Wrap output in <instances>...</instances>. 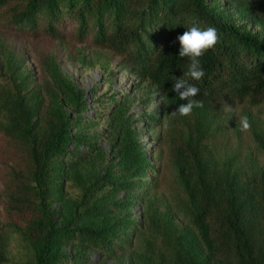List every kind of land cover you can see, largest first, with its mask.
Returning <instances> with one entry per match:
<instances>
[{"label": "rangeland", "instance_id": "obj_1", "mask_svg": "<svg viewBox=\"0 0 264 264\" xmlns=\"http://www.w3.org/2000/svg\"><path fill=\"white\" fill-rule=\"evenodd\" d=\"M220 7L242 30L259 29L236 7ZM163 95L125 55L0 26V139L20 166L0 157V214L13 240L43 243L48 218L59 231L49 235L51 264H200L206 249L167 158L163 121L169 107ZM19 101L30 109L35 139L63 121L70 136L66 151L49 159L51 178L42 195L33 187L31 142L9 127V109ZM222 108L204 103L191 115H203L214 156L235 179L244 202L254 253L264 259V200L254 208L249 203L255 184L264 186V149L257 139L264 136V100H246L233 107L235 113ZM243 116L251 124L247 132L237 125ZM99 178V188L109 179L113 185L85 198ZM16 194L21 201H13ZM71 226L105 229L104 245L79 231L70 236Z\"/></svg>", "mask_w": 264, "mask_h": 264}, {"label": "trees", "instance_id": "obj_2", "mask_svg": "<svg viewBox=\"0 0 264 264\" xmlns=\"http://www.w3.org/2000/svg\"><path fill=\"white\" fill-rule=\"evenodd\" d=\"M239 9L245 18L259 26L257 31L242 30L220 7L224 3ZM193 24L213 26L219 42L202 57L205 76L197 84L196 99L217 106L233 107L250 100H264V0H0V26L16 29L33 37L90 42L139 65L144 74L164 92L169 111L163 121L167 158L177 169L188 201L191 223L198 230L206 254L200 264H264L254 253L246 222L244 202L236 192L235 179L214 156V144L202 114L173 116L182 101L172 91L174 80L187 71V58L179 57L182 35ZM11 130L31 142L32 181L42 195L51 178L49 159L65 152L70 136L66 122L51 127L39 140L33 137L30 109L23 103L9 109ZM264 149V136L257 135ZM127 150L124 158L129 155ZM0 157L20 170L15 152L0 139ZM150 163V162H149ZM103 178L88 187L92 197ZM264 200V186L258 182L249 199L250 206ZM13 201H21L16 194ZM246 203V202H245ZM37 207L44 213L43 207ZM14 209L17 206L13 204ZM93 209L94 206H90ZM43 243L13 240L12 232L0 214V264H51L49 235L59 234L47 218ZM69 235L79 231L84 238L103 246L105 229L69 227ZM61 229V228H59ZM106 231V230H105ZM110 232V231H109ZM29 243V244H28Z\"/></svg>", "mask_w": 264, "mask_h": 264}, {"label": "clouds", "instance_id": "obj_3", "mask_svg": "<svg viewBox=\"0 0 264 264\" xmlns=\"http://www.w3.org/2000/svg\"><path fill=\"white\" fill-rule=\"evenodd\" d=\"M218 30L213 26L201 28L193 24L187 28L182 35L178 36L180 43L179 57L187 58V71L174 80L172 91L176 93L182 103L172 111V115L190 116L194 109L203 108L204 102L196 99L200 89L193 81H200L205 76L202 65V57L219 42ZM158 107V105H157ZM222 110L226 113H235L232 105L225 104ZM237 125L242 132H247L251 128L247 116L238 117Z\"/></svg>", "mask_w": 264, "mask_h": 264}]
</instances>
